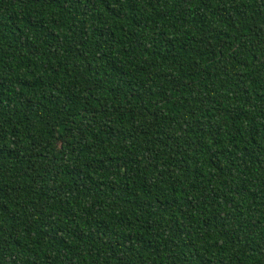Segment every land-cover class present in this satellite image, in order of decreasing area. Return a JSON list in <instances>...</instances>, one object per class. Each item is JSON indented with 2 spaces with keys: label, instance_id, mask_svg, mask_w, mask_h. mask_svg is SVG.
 Masks as SVG:
<instances>
[{
  "label": "trees",
  "instance_id": "1",
  "mask_svg": "<svg viewBox=\"0 0 264 264\" xmlns=\"http://www.w3.org/2000/svg\"><path fill=\"white\" fill-rule=\"evenodd\" d=\"M0 264H264V0H0Z\"/></svg>",
  "mask_w": 264,
  "mask_h": 264
}]
</instances>
